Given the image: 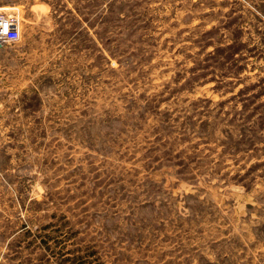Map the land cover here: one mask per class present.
Listing matches in <instances>:
<instances>
[{"label": "rangeland", "instance_id": "rangeland-1", "mask_svg": "<svg viewBox=\"0 0 264 264\" xmlns=\"http://www.w3.org/2000/svg\"><path fill=\"white\" fill-rule=\"evenodd\" d=\"M0 10V264H264V0Z\"/></svg>", "mask_w": 264, "mask_h": 264}, {"label": "built area", "instance_id": "built-area-1", "mask_svg": "<svg viewBox=\"0 0 264 264\" xmlns=\"http://www.w3.org/2000/svg\"><path fill=\"white\" fill-rule=\"evenodd\" d=\"M20 20L16 14L0 10V47L20 38Z\"/></svg>", "mask_w": 264, "mask_h": 264}]
</instances>
